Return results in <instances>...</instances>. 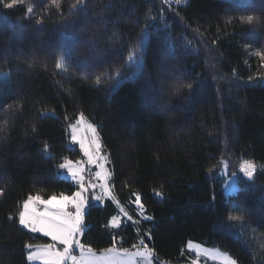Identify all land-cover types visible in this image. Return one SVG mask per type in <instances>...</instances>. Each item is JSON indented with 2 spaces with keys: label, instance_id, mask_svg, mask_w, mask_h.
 I'll return each instance as SVG.
<instances>
[{
  "label": "trees",
  "instance_id": "trees-1",
  "mask_svg": "<svg viewBox=\"0 0 264 264\" xmlns=\"http://www.w3.org/2000/svg\"><path fill=\"white\" fill-rule=\"evenodd\" d=\"M11 2L0 0V264H29L39 241L18 222L29 195L75 190L58 170L82 158L69 148L81 114L109 153L115 197L90 204L86 246L182 263L194 241L264 264V0ZM223 161L252 162L254 179L226 195ZM118 205L136 222L112 228Z\"/></svg>",
  "mask_w": 264,
  "mask_h": 264
},
{
  "label": "snow or ice",
  "instance_id": "snow-or-ice-1",
  "mask_svg": "<svg viewBox=\"0 0 264 264\" xmlns=\"http://www.w3.org/2000/svg\"><path fill=\"white\" fill-rule=\"evenodd\" d=\"M23 0H12L6 3V8H12L16 3H22ZM57 8H59L61 0H51ZM81 3V0H77ZM179 3V0H177ZM76 5H73L75 8ZM32 7L27 8V12L31 13ZM253 17H247V21L251 23ZM261 55L260 53H256ZM264 58V57H262ZM63 62V61H62ZM62 66V65H58ZM96 84H100V78L97 77ZM184 87L191 89L192 84L188 83ZM175 93H179L180 88L173 89ZM90 133V136H86ZM71 140L74 144H78L80 151L86 160L73 162L66 159L59 165V168L66 171L74 185V191L71 193H53L47 198L40 194L29 195L22 204V210L19 212V225L33 234H39L44 238H48L50 243L43 244H27L29 249L27 259L29 261H39L40 264H127L128 251L125 249L123 253L117 251L114 247L106 249L104 255L97 256L91 247L81 242V237L87 229L85 218L87 210L90 208V196L93 202H100L105 198L115 199L111 190V172L104 170V161L100 156L101 144L96 127L88 124L83 114L75 124L71 125ZM85 164L95 165L99 171L92 173L88 179H85ZM244 176L252 181L256 172V166L250 161H245L240 168ZM233 175H235L233 173ZM98 182H100L98 184ZM97 187L99 191L97 192ZM2 195V193H0ZM159 195V194H157ZM135 203L139 210V215L143 219L151 221V216L145 215L143 211L144 205L141 203L139 194L135 195ZM102 206V205H101ZM123 212L124 210L121 209ZM126 214V213H125ZM129 220L132 218L129 216ZM231 220L240 221L241 216H231ZM113 227L119 228L118 218L110 221ZM143 244V241H141ZM191 247V245H189ZM79 255H76V252ZM134 255H143L148 257L151 251L137 252ZM224 264H236L235 260L225 258Z\"/></svg>",
  "mask_w": 264,
  "mask_h": 264
},
{
  "label": "rangeland",
  "instance_id": "rangeland-1",
  "mask_svg": "<svg viewBox=\"0 0 264 264\" xmlns=\"http://www.w3.org/2000/svg\"><path fill=\"white\" fill-rule=\"evenodd\" d=\"M5 77H6L5 74H0V82H2L5 79ZM86 121H87L88 124H91V125L95 126L89 120L86 119ZM96 130H97V133H98V136H99V141H100V144H101L100 156L103 158V161H104V170L105 171H110L111 174H112L111 175V179L109 181V183L111 184V190H112L113 169H112V165H111L110 156H109V153L107 152V150L104 147L103 141L101 139V136L99 134V131H98L97 127H96ZM90 135H91L90 133H87L86 134V136H90ZM69 148L70 149H76V148L79 149L78 144H74L72 142V140H71V128H70ZM79 151H80V149H79ZM81 154H82V158L80 160H86V158L83 156V153L82 152H81ZM73 162H75V161H73ZM84 167L86 169V175H85V179L86 180L88 179V177L92 173H94L95 171H99V169L95 165L85 164ZM230 167L231 166H229V163L223 161V164L221 166V170L219 171V175L223 179V189H224V192L226 193V195H233V194H235L239 190V188H240V181L242 180V178L247 179L244 176V174L240 171V169H239L238 172H237V169L235 170V172H232L230 170ZM58 173L64 179L72 182L71 179H70V177L66 174V171L65 170H62V169L59 168ZM233 173L235 175H233ZM99 183L100 182H98V184ZM98 191H99V188L97 187V192ZM89 202H90V204L93 203V204H96V205H102L104 203V200L103 201H100V202H93L92 201V198L90 196ZM133 205H134L133 210L139 216V218L141 220H143V221H148V220L143 219V217H141L139 215V210L137 208V205H136L135 201H134ZM118 207L120 209V213L119 214H116L113 218H118V222L120 224V227L122 226V224L124 222L123 221L124 219H127L128 221H131V222H136V219L128 212L127 209H125L122 205H118ZM121 209H123L124 211L122 212ZM143 211L145 212V215L150 216L145 211V208H143ZM87 213H88V210H87ZM129 216L132 218L131 220L128 219ZM85 224H86V218H85ZM110 226L112 228H114V229H117L116 227H113L111 224H110ZM24 230H26V229H24ZM31 234L35 238H39V241L38 242L32 243L33 245L43 244V243H50L51 242L48 238H44V237L40 236L39 234H33V233H31ZM83 237H84V235L81 237V242L82 243H84L83 242ZM189 245H191V247H189ZM113 247L117 251H119L121 253H123L124 250H125V248H120V247H117V246H113ZM113 247H111V248H113ZM126 250L129 253V256L126 258L127 259V264H224L225 258H230V259L234 260L226 252H224V251H222V250H220L218 248L209 247V246H206L204 244L197 243V242H194V241L188 242V244L186 246V253H185L186 260L183 261L182 263L157 262L155 260V257L153 256L152 252H151V255L148 256V257H145L143 255H134L137 252L143 253V252H146L148 250L151 251V249L149 247H145V246L137 247V248H133V249H126ZM93 251L96 253L97 256H102V255H104V253H105L106 250H104L102 252H98V251H95V250H93ZM27 252L29 254V249H27ZM75 254L76 255H79V252L77 251ZM29 264H40V262L39 261H29ZM236 264H238V263L236 262Z\"/></svg>",
  "mask_w": 264,
  "mask_h": 264
}]
</instances>
